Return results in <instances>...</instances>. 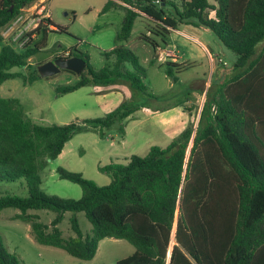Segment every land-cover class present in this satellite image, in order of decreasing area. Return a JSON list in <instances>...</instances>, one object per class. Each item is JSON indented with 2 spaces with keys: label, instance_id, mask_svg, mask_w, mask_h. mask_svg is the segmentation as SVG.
<instances>
[{
  "label": "trees",
  "instance_id": "obj_1",
  "mask_svg": "<svg viewBox=\"0 0 264 264\" xmlns=\"http://www.w3.org/2000/svg\"><path fill=\"white\" fill-rule=\"evenodd\" d=\"M34 1L0 0V27ZM118 1L105 0L100 9H122L115 44L101 51L112 59L111 66L93 69L84 53L65 49L66 57L82 58L84 66L74 83L56 86V93L122 81L153 96L144 82V66L122 44L138 16L152 24L140 36L153 52L149 65L156 63L154 52L166 44L170 30L184 23L207 28L235 54L231 74L212 93L206 89L195 127L188 121L164 147L150 145L143 155L130 154L126 163L98 166L109 176L107 184L97 185L80 172L57 166L59 178L79 186L76 199L44 192L39 172L74 134L104 136L137 106L122 101L103 116L41 125L23 112L16 98L0 97V182L21 178L26 187L24 196L0 195V209H17L12 219L28 223L37 243L80 259H90L98 241L108 237L134 247L115 264H264V0H180V9L169 0ZM164 4L172 9L165 11ZM48 30L58 28L48 16L39 17L21 51L7 42L0 45V83L10 78L30 83L39 77L27 59L45 45ZM36 33L41 37L33 41ZM163 64L167 76L189 66L171 60ZM117 130L122 133L121 124ZM29 210H50L53 216L46 224ZM65 211L72 212L74 236L62 238L57 224ZM77 211L91 224L89 233L80 232ZM0 264H24L4 248L1 238Z\"/></svg>",
  "mask_w": 264,
  "mask_h": 264
},
{
  "label": "rangeland",
  "instance_id": "obj_2",
  "mask_svg": "<svg viewBox=\"0 0 264 264\" xmlns=\"http://www.w3.org/2000/svg\"><path fill=\"white\" fill-rule=\"evenodd\" d=\"M180 9V0H169ZM43 2L58 30L47 31L45 45L32 54L27 63L37 64L54 57H66L65 49L75 48L84 53L93 69L111 66L112 59H105L101 51L111 48L114 36L122 19V9L111 7L104 12L100 9L105 0H35ZM33 2V3H34ZM32 3V4H33ZM30 4V6L32 5ZM161 7L172 9L167 4ZM212 15V13H210ZM17 21H11L0 28L2 39L14 50L21 51L31 33L32 23L39 15L35 8L20 11ZM22 19V20H21ZM14 23V24H13ZM26 25V26H25ZM152 25L144 16L137 17L132 25L128 40L122 42L136 56L145 68L144 82L153 96L135 91L121 82L95 83L78 87L65 93H56V86L68 85L78 79V74L60 70L49 77H38L30 83L20 78L3 82L5 95L16 98L24 112L36 123L49 125L63 124L74 119L103 116L120 102L137 106V109L121 122H115L104 136L87 131L74 134L66 141L63 151L56 158L48 160L40 174V188L48 193L65 198H78L77 184L57 176L55 168L60 166L68 171L80 172L84 178L97 185L109 182V176L100 172L98 166L110 162L126 163L130 154L143 155L150 145L164 147L188 123L195 127L198 111L204 100L205 91L210 94L231 74L235 54L223 46L215 35L204 27H185L178 23L166 37V44L160 43L154 54L160 58L167 49L176 55L175 61L189 66L172 76L164 73L163 60L149 65L153 55L149 44L140 38L146 33V26ZM23 26H25L23 28ZM22 29L21 31H19ZM41 33L34 35L39 40ZM62 54V55H61ZM222 61L224 64H222ZM161 63V65H159ZM129 69V65L125 64ZM12 70L26 73L23 68ZM122 125V133L118 125ZM24 196L26 187L23 179L0 182V195ZM15 208L0 209V238L4 248L13 253L24 264H115L119 258L129 255L134 247L124 239L102 238L97 243L90 259H80L67 254L58 247L37 243L30 233L28 223L12 219ZM36 214L38 221L48 223L53 216L50 210H29ZM70 211H65L57 224L62 238L74 236L70 227ZM82 234L89 233L91 224L81 211L74 213Z\"/></svg>",
  "mask_w": 264,
  "mask_h": 264
},
{
  "label": "water",
  "instance_id": "obj_3",
  "mask_svg": "<svg viewBox=\"0 0 264 264\" xmlns=\"http://www.w3.org/2000/svg\"><path fill=\"white\" fill-rule=\"evenodd\" d=\"M84 66V60L76 56L54 57L53 59L44 60L35 65V71L39 77H49L60 70L70 71L79 74Z\"/></svg>",
  "mask_w": 264,
  "mask_h": 264
},
{
  "label": "crops",
  "instance_id": "obj_4",
  "mask_svg": "<svg viewBox=\"0 0 264 264\" xmlns=\"http://www.w3.org/2000/svg\"><path fill=\"white\" fill-rule=\"evenodd\" d=\"M113 1H115V2H117V3H119V1L118 0H113ZM35 3L36 2H34L31 6H28L27 8H24V9H22L21 11H27V10H29L30 8H32L34 5H35ZM19 15V14H18ZM18 15L14 18V19H12L11 21H17V20H19L20 18H24V17H18ZM41 16H48V13H46V12H43V14L41 15ZM139 17V16H138ZM137 18V17H136ZM21 19V20H22ZM50 19V18H49ZM10 21V22H11ZM14 24V23H13ZM26 26V25H25ZM25 26H23V28L25 27ZM35 26V23H32V25L30 26L31 28H33ZM183 26H185V27H193V26H191V25H189V24H185V25H183ZM3 27V26H2ZM2 27H0V28H2ZM49 28H51V26H49ZM22 29H20L19 31H21ZM4 33H6V32H3L2 34L0 33V36H3L4 35ZM147 33V32H146ZM32 37H33V35H32ZM2 43H5V41L2 39V37H0V45L2 44ZM159 47L158 48H156V51H159ZM164 50V56H167V58H165L164 60H163V58H160V56L159 55H157L156 54V57H157V61L158 60H163V61H166V60H171V61H175V58H176V55L173 53V52H170V51H168L166 48L165 49H163ZM11 79V78H10ZM7 80V79H6ZM5 80H3L1 83H0V97H9V96H3L2 94H4L5 93V90H4V88H3V86H2V84H3V82H4ZM2 93V94H1ZM5 95V94H4ZM23 110V109H22ZM23 112H24V110H23ZM25 113V112H24ZM26 114V113H25ZM27 115V114H26ZM28 116V115H27ZM29 117V116H28ZM30 118V117H29ZM66 143V142H65ZM65 143H64V145H65ZM64 145H63V147H64ZM63 147H62V149H61V151H60V153L59 154H61L62 153V151H63ZM58 154V155H59Z\"/></svg>",
  "mask_w": 264,
  "mask_h": 264
},
{
  "label": "built area",
  "instance_id": "obj_5",
  "mask_svg": "<svg viewBox=\"0 0 264 264\" xmlns=\"http://www.w3.org/2000/svg\"><path fill=\"white\" fill-rule=\"evenodd\" d=\"M33 7L35 8V13H37L39 17H45V16H41L45 10V5L43 4V2H40L38 5L36 4V7L35 5ZM222 64H224L223 61H222Z\"/></svg>",
  "mask_w": 264,
  "mask_h": 264
}]
</instances>
